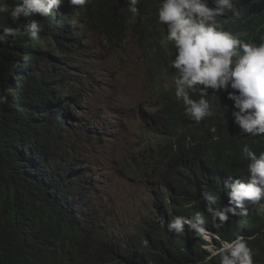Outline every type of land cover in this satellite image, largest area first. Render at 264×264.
Instances as JSON below:
<instances>
[{
  "label": "trees",
  "instance_id": "trees-1",
  "mask_svg": "<svg viewBox=\"0 0 264 264\" xmlns=\"http://www.w3.org/2000/svg\"><path fill=\"white\" fill-rule=\"evenodd\" d=\"M157 3L139 0L135 17L123 0L67 5L64 26L44 19L39 38L18 33L0 44V96L7 97L0 103V264H203L207 252L194 232L178 240L163 225L182 212L189 190L238 171L237 145L257 147L263 141L231 136L216 107L201 129L204 136L183 128L184 106L165 88L170 71L155 41ZM238 10L236 32L245 41H264V3ZM8 24L1 16L0 29ZM91 29L114 50L134 40L146 64L148 97L141 112L154 124L156 140L140 172L157 186L160 201L134 231H119L102 218L88 200L93 180L81 156L62 152L64 131L78 130L86 143L92 138L79 114L85 96L70 86L65 59ZM44 61L52 68L41 70Z\"/></svg>",
  "mask_w": 264,
  "mask_h": 264
},
{
  "label": "clouds",
  "instance_id": "clouds-1",
  "mask_svg": "<svg viewBox=\"0 0 264 264\" xmlns=\"http://www.w3.org/2000/svg\"><path fill=\"white\" fill-rule=\"evenodd\" d=\"M123 1L133 17L139 14V0ZM87 3L0 0V18L5 16L10 26L0 29V44L18 33L37 39L43 31L42 20L64 26L67 5L84 8ZM255 3L264 0H158L155 11V41L170 71L165 88L184 106L183 128H196L204 136L201 129L216 107L222 123L232 130L231 136L263 141L257 147L236 144L235 151L242 157L238 171H228L215 183L189 190L183 195L182 212L163 225L166 234L178 240L187 230L194 232L207 252L203 264H264V251L257 252L264 249V41H245L234 23L241 16L238 9ZM6 92L10 94L12 89ZM6 100L0 96V103ZM210 131L215 133L216 128ZM91 205L104 215L99 205Z\"/></svg>",
  "mask_w": 264,
  "mask_h": 264
},
{
  "label": "rangeland",
  "instance_id": "rangeland-1",
  "mask_svg": "<svg viewBox=\"0 0 264 264\" xmlns=\"http://www.w3.org/2000/svg\"><path fill=\"white\" fill-rule=\"evenodd\" d=\"M88 37L65 59L70 86L75 93L84 92L86 106L79 114L92 128V138L86 143L78 130L64 131L62 152L84 161L96 190L89 202L100 206L111 226L131 231L158 201L155 185L140 172L145 168L141 156L156 140L154 124L140 113L148 97L146 64L131 39L114 50L96 31ZM39 67L46 71L52 63Z\"/></svg>",
  "mask_w": 264,
  "mask_h": 264
},
{
  "label": "bare ground",
  "instance_id": "bare-ground-1",
  "mask_svg": "<svg viewBox=\"0 0 264 264\" xmlns=\"http://www.w3.org/2000/svg\"><path fill=\"white\" fill-rule=\"evenodd\" d=\"M21 36V35H20ZM24 37V36H23ZM19 38V37H18ZM11 59H13V58H11Z\"/></svg>",
  "mask_w": 264,
  "mask_h": 264
}]
</instances>
